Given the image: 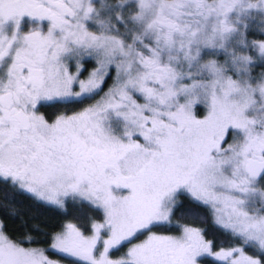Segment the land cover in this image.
<instances>
[{
  "label": "snow or ice",
  "instance_id": "snow-or-ice-1",
  "mask_svg": "<svg viewBox=\"0 0 264 264\" xmlns=\"http://www.w3.org/2000/svg\"><path fill=\"white\" fill-rule=\"evenodd\" d=\"M0 192L97 213L0 264H264V0H0Z\"/></svg>",
  "mask_w": 264,
  "mask_h": 264
},
{
  "label": "trees",
  "instance_id": "trees-1",
  "mask_svg": "<svg viewBox=\"0 0 264 264\" xmlns=\"http://www.w3.org/2000/svg\"><path fill=\"white\" fill-rule=\"evenodd\" d=\"M83 106L84 105H81L80 107ZM65 110L66 109L59 106H54L48 110V114L51 116L57 112ZM67 110H79V108ZM8 195L15 196L14 204L5 205L4 208H0V214L5 215L9 229L15 232L17 235H23L24 231H30L36 237L37 242L41 246L45 247L47 245L45 242L46 236L44 233H51L53 230H58L61 225L67 222L77 223L78 226L87 228L89 218L97 215V213H95L94 210L87 205L70 203L65 209H60L54 205L35 202L24 194L8 193ZM4 197L5 193L0 192V202L4 200ZM10 207L16 208V216L8 215V210ZM189 210L194 212L198 211L201 213V215L207 216V213L203 209H199L195 205L189 204L187 201H185L181 208L177 211V218L187 222H192L188 217H182L180 215L181 212H187ZM197 223L199 222L197 221ZM34 225L41 226V231L39 233L33 229ZM201 226L207 229L208 237L215 239L218 244L223 243L226 245L230 242L225 235L221 234V232L213 226L210 217H208L207 222ZM53 258L59 259V257L55 255H53ZM64 264H70V262L66 260Z\"/></svg>",
  "mask_w": 264,
  "mask_h": 264
}]
</instances>
